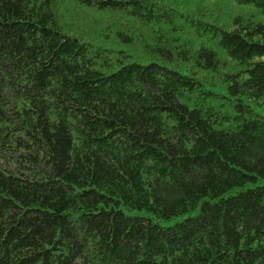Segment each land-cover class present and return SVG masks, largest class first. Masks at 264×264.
Masks as SVG:
<instances>
[{"label":"trees","instance_id":"obj_1","mask_svg":"<svg viewBox=\"0 0 264 264\" xmlns=\"http://www.w3.org/2000/svg\"><path fill=\"white\" fill-rule=\"evenodd\" d=\"M0 264H264V0H0Z\"/></svg>","mask_w":264,"mask_h":264}]
</instances>
